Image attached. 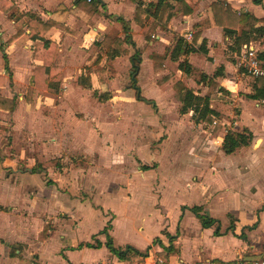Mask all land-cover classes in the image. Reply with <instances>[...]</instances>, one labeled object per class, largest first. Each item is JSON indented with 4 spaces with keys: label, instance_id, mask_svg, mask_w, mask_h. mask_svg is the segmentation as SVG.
<instances>
[{
    "label": "crops",
    "instance_id": "0c3cea01",
    "mask_svg": "<svg viewBox=\"0 0 264 264\" xmlns=\"http://www.w3.org/2000/svg\"><path fill=\"white\" fill-rule=\"evenodd\" d=\"M160 1L98 0L95 6L97 13L94 14L86 10V6L91 3L88 0H0V77L5 79L4 86L0 87V96L12 99L14 95L9 93L10 86L19 89L30 85L36 67L43 64L42 61L33 58L37 43L49 41L56 46L52 66L58 69L56 80H59L63 91L57 103H53L55 100L52 99L44 101L40 99L37 105L39 110L44 109L43 106L48 107L51 114L48 117L38 114L40 137H54L51 144L43 143L40 148L42 153L66 154L85 147L78 142L85 138L77 134L76 122L67 121L68 112L75 109L83 111L89 105L83 95L90 92L91 97L98 101L93 96V92L97 90L93 88L94 84L91 85L89 72L95 59V56L91 59L90 55L94 44L104 42L106 36L115 37L122 42L121 48L122 52H126L124 54L126 58L140 54L141 63L134 57L130 61L134 73L137 66V74L140 69L145 70L146 78L140 83L141 89L131 80L134 73L130 80L133 83L131 88L136 85L140 93L142 91V98L146 102L137 101V93L133 90L134 104L129 106L142 108L147 113L139 117L128 114L125 116L124 113L119 114L123 109L120 107L121 110L117 111L118 106L114 113L120 116L114 118L108 113L103 116L97 112H90L88 115L91 121L109 135L106 138L103 136L102 139L110 141L112 139L118 146L120 145L114 133V125L125 122L126 119L136 128V134L131 139L132 146H143L142 142H145L143 144L147 158L137 155L139 148H133L132 151L142 161L140 169L143 176L134 173L135 169L128 166L132 170L130 177L135 175L142 180L148 178L152 180L154 188L146 191V195H151L149 197L154 202L149 214L156 218V227L147 235L143 224L146 218L140 214L137 207L128 206L123 211H117L95 200L94 197L97 194L100 197L101 192L98 191L95 173L99 166L103 168L102 166L108 165L110 161L107 164L100 161V165L88 167L83 176V172H80L83 177L80 181H83V184L79 190H82L83 196H79L77 191L78 181L75 175L63 177L60 175L63 170L61 164L60 166L56 164L53 170L47 169V172H42V175L48 173V177H51L48 181L52 184L45 185L43 182L42 186L36 185L37 192H34L31 198L25 190V182L29 183L26 178L21 175L16 176L15 180L12 177L4 178L0 180V225L8 220L15 228L13 231L10 228L9 231L2 227L0 264H223L237 257H264V100L255 101L248 98L252 94L253 81L235 68L233 61L235 52L229 50L232 41L224 37L216 27L211 9L213 4L221 1L236 14L248 13L260 20L257 25L259 27L264 26V0H184L191 9L189 15L180 13L169 18V12L166 11L159 14L158 19L153 17V14L157 11ZM176 1L163 0V5L174 6ZM136 8L146 13H141L138 18L140 23L134 18ZM29 15L47 26L46 31L43 27L38 30L45 32L42 35L37 34L35 41L26 22ZM97 15L101 17L97 18ZM32 28L37 29L33 25ZM240 31L241 27L237 29V32ZM17 33L20 35L14 38ZM146 35L149 36L147 40ZM194 35L198 36L195 42ZM179 38H183L185 43L195 50L186 57L196 71L194 75L183 74L178 70V64L170 59ZM245 45L243 44L242 48ZM251 45L256 47L253 43ZM94 49L97 53L108 51L104 50V43ZM263 51L264 45L261 52ZM59 57L61 62L58 61ZM152 57L164 59L162 70L154 71ZM134 59L140 65H135ZM87 62L89 63L86 64ZM81 66L77 90L72 86L70 79L75 75L77 67ZM218 73L219 75L215 77ZM200 74L207 77L205 82L200 81ZM82 76L89 78L90 90L83 89L80 85ZM167 76H173L172 85L179 81L195 95L207 97L211 108L219 112V117L209 125L195 124L192 112L181 115V104L172 85L170 88L169 84L168 86L160 84ZM149 80L153 87L168 93L165 105L158 104L155 99L144 95L142 88H146L144 83ZM49 91L54 93L52 89ZM96 93L99 96L110 92ZM91 97V101H94ZM114 98L115 96L110 95L105 102L109 104ZM20 99L23 101V97ZM138 102L150 108L147 109ZM87 112L85 110L86 115ZM9 114L0 111L1 125L4 124V117ZM141 125L150 129L146 137L138 132ZM191 125H196L201 130L193 132ZM214 129L218 132L213 135ZM226 133L251 134L252 142L249 146L226 155L222 151ZM122 135L125 136L126 133L122 132ZM164 135L166 138L159 141V137ZM78 136L80 138L77 141ZM149 139L159 141L150 155L147 154ZM191 142L192 144H189ZM120 144L124 145L123 142ZM86 148L93 151L94 147L89 145ZM97 149H100V145ZM121 150L123 151L122 148ZM156 154H160L161 158H156ZM181 154L201 163V173L192 175L187 181V187L196 188L203 201L198 205H180L172 216L163 204L162 188H165L163 184H166V179L171 176L167 175V171L172 172L180 166ZM149 156L158 164L156 169L154 165L147 164ZM145 167H148V170H143ZM164 174L168 177H164ZM64 185L65 189L61 190ZM116 187L119 190V187L127 188L124 183H120L112 184L109 190L112 191ZM133 197L130 191L123 193L124 201L127 203L134 201ZM221 198L233 200L235 203L226 210L217 211L215 202ZM52 201L68 203L58 205L50 211L48 206ZM8 204L15 212L19 211L17 208L24 207L26 214L3 212L2 209ZM194 206L201 207L202 215L218 222V234L215 233L217 225L210 228L201 226L190 211ZM87 211H95L101 215L98 226L93 227L86 221ZM150 225H154V222ZM108 226L110 229L107 230V234L115 248L124 249L129 246L147 256L132 263L119 261L105 247L106 236L100 234ZM44 229L45 235H42ZM5 232H8L9 238ZM96 242H100V248L83 246ZM80 245L82 247H79Z\"/></svg>",
    "mask_w": 264,
    "mask_h": 264
},
{
    "label": "rangeland",
    "instance_id": "374dc122",
    "mask_svg": "<svg viewBox=\"0 0 264 264\" xmlns=\"http://www.w3.org/2000/svg\"><path fill=\"white\" fill-rule=\"evenodd\" d=\"M101 15H97V18H100ZM113 40H118L115 37L112 38L110 36H106L104 40V50H107L106 52H95V47H100L102 43H95L94 48H92V52H90L91 59H95L93 63L91 64V67L89 68L90 74V81L91 85L94 84L93 88L96 89V92H104L108 91L110 95L115 96V98L111 101V103L108 104V102H98L95 98L91 97V93L89 92L86 95H83L86 97V100H88L89 105L86 106L87 115L85 114V110L75 109L68 112L69 119L67 122L69 123H75L76 132L79 135L84 136L83 141H78L79 136L77 137V141L80 142V144L85 145V147L93 146V151H90L89 149H85V147L78 151H70L68 153H55V154H49L48 152L42 153L40 151V148H42L43 143L45 145L51 144L54 142L52 139L54 137H40V126L38 123V114H44L46 117L51 116L50 112L48 111V107L43 106L44 109L40 108L37 109V105L40 103V99H52L55 100L53 103H57L58 97H60L61 94L52 93L49 91L50 89L43 91L39 97L36 99V101L30 105L27 104L24 101V95L28 89L27 88H13L10 86L9 93L11 95H14L13 98L16 99V107L13 112H9V115H6L4 117V124H0V180H3L4 178H10L12 177L14 180L17 177L23 176V178H26L29 183L25 182V190L27 191L28 196L31 198L36 191V185H41L43 182H45V185L52 184L50 181H48L51 177H48V173L43 174V171L47 172V169L53 170L55 165L60 166L63 168L60 175L67 176L69 174L75 175L78 188L79 196H83L82 190L80 189V186L83 184L82 176L86 173V170L90 166H96L100 165V161L103 164H107L106 166H102L101 168L97 169V173H95V181L96 184L99 186L98 191H101L94 197L96 201L101 202V204L107 207H111L117 211H123L126 207L130 206V208H133L134 206L138 208L140 211V214L146 218V221L144 224L145 232L150 234L153 232V228L156 227V218L152 214H149V211L151 210V205L154 203L152 198L146 195V191H150L152 187V180L150 178L142 180L135 175L130 177V174H132L131 167L134 168V173H137L139 176H143V172H141L140 166L142 165V161H140L137 157L139 155L140 157L146 159L147 156L145 155V142H142L143 146H132L133 143L131 141L132 137L136 134V128L132 127L129 122H121L114 125V133L116 135L117 141L119 142V145H116L115 142L110 140H104L102 139L108 137L109 135H106V131H104L100 126L96 125L94 121H91V117L88 115V113H98L99 115H103L108 113L112 115V117L120 116L114 111L117 109V111L123 109L122 112L119 114H125V116L128 114L130 116H143L147 113L146 110L142 108H132L129 105L134 104V91L131 88V75L134 73V68L131 64V58H138L140 63L142 59L140 58V54L137 56L131 55L129 58H126V55L119 56L121 59L115 58L110 59V52H116V50H119L120 45H114L113 46ZM120 41V40H119ZM122 43V42H121ZM253 44L256 45V48L258 50H262V47L264 44H262L261 41H256ZM119 47V48H117ZM117 48V49H116ZM122 50V48H121ZM120 50V52H122ZM56 51V50H55ZM97 53V54H96ZM56 56V52L54 54V57ZM104 58H107L105 61ZM119 59V60H118ZM58 61H62L59 57ZM87 62L86 64H88ZM85 65V63H83ZM83 64H81L83 66ZM140 65V64H137ZM77 67L76 73L74 76H71V83L72 86L77 89L78 80H79V69L82 68ZM56 68V67H54ZM140 68V66H139ZM34 75V73H33ZM32 75V76H33ZM146 78V72L145 70L139 71L136 77V85L140 88V83L144 82ZM159 78V77H156ZM250 78V77H249ZM252 79V78H251ZM174 80V79H172ZM172 80H169L168 82H165L164 85L171 88ZM31 82V79H30ZM5 83V79H4ZM31 84V83H30ZM4 86V85H1ZM0 86V87H1ZM144 86L146 88H142L144 95L150 96V98H153L156 100L158 104L165 105V100L169 96L167 92L159 90L157 87H153V83L151 80L144 83ZM141 89V88H140ZM78 90V89H77ZM107 94V93H106ZM141 97H142V91H141ZM23 95V96H22ZM102 95V94H101ZM23 97V101L20 99ZM90 97L94 99V101H91ZM117 97V98H116ZM20 99V100H19ZM22 102V103H21ZM138 104H142L144 107L149 109V106H146L145 104L138 102ZM45 105V104H44ZM58 105V104H56ZM124 105V106H123ZM53 105H51L52 107ZM123 106V107H122ZM128 106V107H126ZM121 107V108H120ZM126 107L125 111L124 108ZM149 113V112H148ZM152 113V112H150ZM14 114V116H13ZM63 118V115H61ZM120 118V117H119ZM1 121V120H0ZM131 122V121H130ZM2 123V122H1ZM62 122L60 123V125ZM134 126V124H133ZM152 128V127H151ZM193 132H196L198 130H201L200 128L196 127V125H191L190 127ZM110 129V126L109 128ZM208 130V129H207ZM211 130V129H210ZM122 132L126 133L125 136L122 135ZM140 135L143 137H146L150 133V129H148V126L141 125L139 131ZM218 131L217 129H214L212 131V134H216ZM112 135V133H110ZM204 137V135H201ZM166 138L164 135L163 137H159V141H162ZM61 140V138H59ZM156 141L148 140L147 154L150 155L155 150V145L159 143ZM189 141L195 142L196 139H189ZM120 142H123L124 145L121 146ZM115 144V148H114ZM189 144H192L189 143ZM100 145V149H97V146ZM215 145V143H214ZM123 151L121 150V148ZM139 148L137 149V155L135 154L133 148ZM116 150V151H115ZM151 151V152H150ZM63 152V151H62ZM156 158L160 159V154L155 155ZM49 160V161H48ZM154 159H151L150 156L147 159V164L154 165L155 169L158 166ZM44 161H48L47 163H43ZM53 162V163H50ZM128 162L130 165H128ZM146 162V161H144ZM180 166L177 168V170H172V172L167 171V169L164 171H167L166 176L164 174V177H168L166 179V184H163L165 188H162L164 191L163 194V204L166 207V209L169 211V213L173 216L174 213H176L175 209L179 207L180 205H198L201 201V194L196 190V188H188L187 187V181L192 175H198L201 173V163L198 161L190 160L185 155L181 154L179 158ZM125 166V167H123ZM131 166V167H128ZM130 168V169H128ZM84 169V170H83ZM89 170V169H88ZM80 172H83L82 176L80 175ZM163 177V178H164ZM65 178V177H64ZM34 179V181H32ZM15 182V181H13ZM19 184V181H17ZM23 183V182H22ZM124 183L125 187L127 188H120L109 190V188L112 186V184H120ZM127 183V186H126ZM117 186V185H116ZM65 189V185L61 187V190ZM81 191V192H80ZM126 191H130L132 195H134L132 202L127 203L124 201L123 193H126ZM125 196V195H124ZM28 197V198H29ZM26 202V200H25ZM68 202L63 201L61 202H55L52 201V203L49 204L48 209L50 211H53L58 205L62 206V204H67ZM235 202L230 199H222L218 202H215L217 211H223L228 209L232 206ZM3 208V207H1ZM17 212L13 211V207L10 206V204L7 205V207L3 208L2 211L5 213H12L17 215H22V213L26 214V209L24 207L17 208ZM1 211V210H0ZM86 221L91 223L93 227H96L99 225L101 221V215L98 212L95 211H87V218ZM152 222H154V225H150ZM4 223V224H3ZM2 225H0L1 230L0 233H2L3 229L2 227L7 228L10 231V228L13 229L15 226H11V221H4ZM150 225V226H149ZM149 228V229H148ZM7 230V231H8ZM5 235H8V232H5ZM9 238V235L7 236Z\"/></svg>",
    "mask_w": 264,
    "mask_h": 264
},
{
    "label": "trees",
    "instance_id": "16d2710c",
    "mask_svg": "<svg viewBox=\"0 0 264 264\" xmlns=\"http://www.w3.org/2000/svg\"><path fill=\"white\" fill-rule=\"evenodd\" d=\"M80 1V0H78ZM90 4L86 6V10L88 12H92L94 14L97 13L96 11V3L98 0H90ZM256 3H259V1ZM213 19L215 22L216 27L223 33L224 37L228 38L232 41L231 46L229 47V50L231 52L240 53L242 50V45L246 44L247 46L251 45V43H254L256 41H261L262 44H264V26L257 25L261 22L260 20H257L253 16H251L248 13H242V14H236L231 10V8L226 5L225 3L219 1L211 6ZM168 11L169 15L168 17H172L175 15H178L180 13L184 15H189L191 13V9L186 5L184 0H177L176 4L174 6L170 5H163V0L160 1V4L158 5V9L153 14V17H157L160 19L159 14H164V12ZM142 13V10L139 8H136L135 11V21L140 23L138 18L140 17ZM143 12L142 14H144ZM146 14V13H145ZM159 16V17H158ZM34 21L35 23H32ZM26 22H28V26H30L31 29V37L36 39L37 34L41 33V35L46 31V24H42L36 20L34 16H27ZM33 27H36L37 29H33ZM154 27V24L152 25ZM39 27V29H38ZM43 27V32L38 31L40 28ZM152 27V28H153ZM241 27V31L237 32V29ZM20 33H17L14 38L18 37ZM197 35L193 36V41L195 42L197 39ZM149 36H145V39L147 40ZM103 43V42H102ZM114 45H120L121 42L119 40H113V46ZM119 48V47H118ZM117 49V48H116ZM56 46L54 43H51L49 41H43L42 43H37L35 45V50L33 53L34 60H40L43 62L42 66H37L34 72V75L31 77V84L28 87L25 95H24V101L27 104L32 105L36 99L39 97V95L48 89L54 90L55 93L58 95L62 93L63 89L60 85L59 80H56V76L58 73V69L54 68L52 66V62L54 59ZM121 48H119L116 52H110V59H115L126 52H120ZM122 51V50H121ZM194 49L191 46H188L183 38H179L176 41V44L170 54L171 61L178 64V70L181 71L183 74L190 76L194 75L196 72L192 66L188 63L186 57L190 53H194ZM202 53H206L204 50H200ZM257 57L260 61L264 63V51L261 52L260 50L257 52ZM6 60V59H5ZM154 66V71H158L157 69L162 70V65L164 63V59L160 57H152L151 58ZM134 64H138L137 60H133ZM158 64L159 66H157ZM7 70V69H6ZM218 74H215V77L218 76ZM200 81L205 82L207 80V77L203 74L199 75ZM174 79L173 76H167L163 78V80L160 82V84L168 82L169 80ZM253 85H252V94L248 96L251 100H264V86L262 83V79H256L252 78ZM4 85V78L0 77V86ZM80 85L83 89L90 90V82L89 78L82 76L80 80ZM173 90L177 93L178 99L181 104L180 108V114L185 115L189 112H192V120L195 124L199 123H206L211 125L215 118L219 117V112L215 109L211 108L209 99L207 97H200L195 95L191 90L186 89L184 85L179 82L175 81L172 85ZM93 96L98 99L100 102H105L110 98V94H100L97 95L96 92H93ZM137 101L146 102L144 98H142L140 95L137 96ZM16 107V99L12 98H4L0 96V111L4 112H13ZM252 142V136L251 134H245V133H226L223 139L222 144V151L226 155H230L234 153L237 149L241 147H247ZM53 163V162H50ZM143 170H148V167L143 168ZM190 211L195 215V217L199 220L201 226L203 228H210L213 226H216V234H218V222L214 219H211L205 215H202V208L199 206H194L190 208ZM110 229L106 228L102 233L107 238V241L105 243V247L112 253L119 261L121 262H134L136 260H139L141 258H145L147 255L140 253L136 251L135 249L127 246L124 249L115 248L112 244V239L107 234V230ZM42 235H45V229L42 232ZM87 248H100L101 244L100 242H96L95 244H86L83 245ZM79 247H82L81 245Z\"/></svg>",
    "mask_w": 264,
    "mask_h": 264
},
{
    "label": "built area",
    "instance_id": "2783aa9c",
    "mask_svg": "<svg viewBox=\"0 0 264 264\" xmlns=\"http://www.w3.org/2000/svg\"><path fill=\"white\" fill-rule=\"evenodd\" d=\"M258 51L259 50L253 45H245L240 51V53L233 54V61L235 68L240 73L250 78L262 79V83L264 86V63L258 59ZM223 264H264V257H237L234 260L225 262Z\"/></svg>",
    "mask_w": 264,
    "mask_h": 264
},
{
    "label": "water",
    "instance_id": "95a60500",
    "mask_svg": "<svg viewBox=\"0 0 264 264\" xmlns=\"http://www.w3.org/2000/svg\"><path fill=\"white\" fill-rule=\"evenodd\" d=\"M137 72H138V67L136 66L135 67V73L132 75V78H131L132 82H134V83L136 82ZM133 90L137 93V96H139L140 90L136 85H133Z\"/></svg>",
    "mask_w": 264,
    "mask_h": 264
}]
</instances>
